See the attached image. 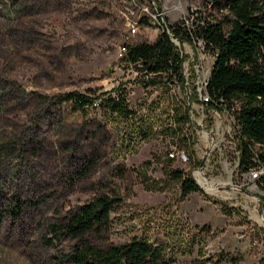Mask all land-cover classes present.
<instances>
[{"label": "rangeland", "instance_id": "obj_1", "mask_svg": "<svg viewBox=\"0 0 264 264\" xmlns=\"http://www.w3.org/2000/svg\"><path fill=\"white\" fill-rule=\"evenodd\" d=\"M139 6L169 27L227 14L207 0H0V264H69L73 241L53 228L100 195L117 202L106 226L86 238L96 247L137 237L161 247L168 264H264V191L236 171L233 116L190 100V124L174 125L183 90L162 84L163 75L154 85L136 79L118 58L123 44L152 43L160 32L140 15L129 33L126 10L138 14ZM180 44L190 93L191 66L208 75L213 57ZM118 85L126 119L60 101ZM194 126L217 131L199 178L205 142ZM173 171L201 192L182 197Z\"/></svg>", "mask_w": 264, "mask_h": 264}, {"label": "trees", "instance_id": "obj_2", "mask_svg": "<svg viewBox=\"0 0 264 264\" xmlns=\"http://www.w3.org/2000/svg\"><path fill=\"white\" fill-rule=\"evenodd\" d=\"M207 1L215 8L221 6L227 14L216 21L192 24L190 33L180 27V21L168 26V30L179 42L190 43L191 37L199 40L204 50L212 55L205 91L212 101L209 105L220 104L226 109L235 106L232 116L236 171L242 174L253 167V160L264 164V0ZM124 45L125 62L138 71L152 74V78L146 80L149 85L158 84L156 79L163 75L162 84L174 83L185 94L180 75L182 59L164 32H159L152 43ZM60 99L82 112L98 99L96 106L108 113L124 119L131 116L119 85L96 97L67 93ZM190 100L198 102L192 89L182 112L172 111L174 125L187 122ZM201 106L208 111L207 106ZM169 131L177 144L183 142V138L174 136L175 129ZM85 169L90 170L89 167ZM171 175L179 182L182 197L201 192L189 175L182 176L180 171H173ZM259 188L264 191V187ZM116 202V198L106 195L94 197L75 207L53 228L73 241L64 259L69 264H168L161 247L137 237L105 248L96 247L86 239L106 226Z\"/></svg>", "mask_w": 264, "mask_h": 264}, {"label": "built area", "instance_id": "obj_3", "mask_svg": "<svg viewBox=\"0 0 264 264\" xmlns=\"http://www.w3.org/2000/svg\"><path fill=\"white\" fill-rule=\"evenodd\" d=\"M155 11V9H154ZM136 12L138 14H135L134 10L128 11L126 10L127 13V18H129V20H127L126 22V26L128 27L129 33L133 34L136 31V25H137V20L139 18L140 15H148L153 21H155L158 25V27L160 28V32H164L166 35H168V39L170 40V42L176 47L178 53L180 54V57L182 59L181 61V66H180V75L182 77V86L185 90V96H186V102H187V97L189 95L188 93V88H187V82H186V76L183 73V68H182V64H183V52L181 50L180 44L181 42H179L175 37H173V35L169 32L168 30V26L166 25V23L164 22V20L162 19L161 15L155 11L154 14H149L147 12V7L142 6V7H137ZM136 19V20H135ZM180 27L184 28L188 33H190V30L192 29V21L191 18H182L180 20ZM191 42H185L186 44L190 45L194 51H197L198 49L200 50V52H196V57L199 56V54H203L206 51L203 48V44L199 41V40H193V38L191 37ZM208 53V52H206ZM209 54V53H208ZM125 55H126V46L123 44L120 48H119V52H118V58L125 62ZM187 60V59H186ZM125 64H127L130 68L132 67L131 64H128L125 62ZM133 68V67H132ZM134 69V68H133ZM191 74H192V78H191V83H192V91L196 96V100L199 102L200 106H207L209 104L212 103L211 99L209 98V96L207 95L206 91H205V87H206V82H207V78L208 75L203 74L202 69L200 66L198 65H193L191 66ZM133 75L136 77V79H140V78H144L145 80L147 79H151L152 78V74L149 73H145L144 71H138L137 69H135V71L133 72ZM177 87V86H176ZM178 88V87H177ZM190 92V90H189ZM93 105L96 106V104L94 103ZM209 105V109L207 112H213L216 113L218 110L219 111H225L227 113L230 112V114L232 115V111L235 108V106L230 107L229 109H226L224 107V105H220V104H216L215 106H211ZM188 122L190 124V120L188 118ZM230 122H233V118L230 119ZM234 124V123H233ZM194 129H197L200 133H201V137L204 139L205 142V151L201 156V160H202V165L204 164V160L206 158V154L209 150H211L214 147V138H212L213 134H215L217 131L216 129L213 131L211 128L209 129H198L197 127H193ZM216 131V132H215ZM172 155V154H171ZM170 155V156H171ZM204 155V157H203ZM176 157L178 159L181 160V162H185L187 161V156L184 155V153L182 151H177ZM253 167H251L245 174L246 177L248 178L249 181H253V182H257L259 186L264 187V164L259 163L257 161L253 160ZM201 165V167H202ZM198 167L195 172L199 174L198 170L201 168Z\"/></svg>", "mask_w": 264, "mask_h": 264}, {"label": "water", "instance_id": "obj_4", "mask_svg": "<svg viewBox=\"0 0 264 264\" xmlns=\"http://www.w3.org/2000/svg\"><path fill=\"white\" fill-rule=\"evenodd\" d=\"M167 36H168V35H167ZM203 157H204V155H203ZM201 165H202V160H200L199 167H201Z\"/></svg>", "mask_w": 264, "mask_h": 264}, {"label": "bare ground", "instance_id": "obj_5", "mask_svg": "<svg viewBox=\"0 0 264 264\" xmlns=\"http://www.w3.org/2000/svg\"><path fill=\"white\" fill-rule=\"evenodd\" d=\"M195 175H197V177L199 178V174L198 173H196ZM202 183V182H201ZM209 190V189H208Z\"/></svg>", "mask_w": 264, "mask_h": 264}]
</instances>
